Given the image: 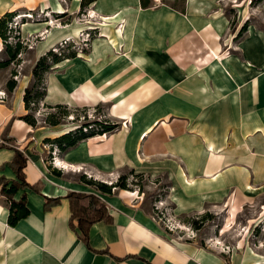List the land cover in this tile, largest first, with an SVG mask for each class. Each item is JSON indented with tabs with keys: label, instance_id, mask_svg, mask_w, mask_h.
I'll return each mask as SVG.
<instances>
[{
	"label": "crops",
	"instance_id": "crops-1",
	"mask_svg": "<svg viewBox=\"0 0 264 264\" xmlns=\"http://www.w3.org/2000/svg\"><path fill=\"white\" fill-rule=\"evenodd\" d=\"M63 1L0 0V18L6 13L57 15L66 7ZM68 1L72 10L81 7V0ZM145 1L144 7L140 0H94L92 7L109 23H123L122 32L107 29L108 39H92L81 65L75 64L78 55L64 59L44 79L43 103H107L109 115L126 128L61 151L45 140L72 128L59 130V125L40 121L32 127L21 119L28 112L23 94L32 71L22 73L20 67L8 93L11 70L0 69V264L264 261V237L252 235L255 223L264 221V0H246L254 12L247 21L248 4L237 10L234 33H228L230 19L220 0H183L181 8L164 0ZM37 24L23 21L21 39L45 29L44 22ZM70 32L67 26L50 28L21 53V65L27 54L34 65ZM4 59L0 38V61ZM13 148L24 153L25 180L38 184L39 192L16 191L14 199L24 195L30 213L10 227L9 204L1 190L4 180L7 187L16 180L9 165ZM126 170L163 180L175 218L224 210L220 232L198 243L162 227L136 190L114 188L109 196L79 182L84 174L111 184ZM69 192L96 195L112 216L111 223L90 227L88 246L69 227ZM45 197L61 200L45 210ZM255 205L261 216L239 218L243 208ZM238 223L244 227L241 234L237 229L225 232L224 226Z\"/></svg>",
	"mask_w": 264,
	"mask_h": 264
},
{
	"label": "rangeland",
	"instance_id": "rangeland-1",
	"mask_svg": "<svg viewBox=\"0 0 264 264\" xmlns=\"http://www.w3.org/2000/svg\"><path fill=\"white\" fill-rule=\"evenodd\" d=\"M165 2L169 3L171 6L176 8H181L183 5V0H164ZM231 1V0H230ZM230 1L220 0L218 3L224 7V11L229 16V30L228 33L233 32L236 30L237 26V19L236 14H238L237 10L244 8L246 4V0H241L239 2H236L237 0H234V3L231 4ZM63 4L67 7H64L61 12L57 15H54L50 12H30L26 14H30V17H24L21 19H17L15 23V27L19 28L21 21L23 20L25 23H29L31 25H40L39 23L44 22L43 25H45V29L37 32V33H29L27 37L24 40V42L27 43L28 47L34 46L38 40H41L43 38L44 34L47 33V31L52 27H58V28H67L71 29L70 35L66 37L65 39L61 40L56 46L62 47L66 46L64 44L65 41H67V45L69 48H67L69 51L74 50L76 54L78 55V60L75 61L76 65H81L83 63V58L85 54L88 52L91 46L92 39H108V34L106 33V30H111L116 33H121L123 30V23L118 24L117 26L113 23H109L110 19L105 18L98 14L94 8L92 7V3L88 5H84L83 7L76 8V9H70L68 7V4H70V1L64 0ZM249 13H247L246 18L247 21L251 20L252 14L254 12L255 6L252 5L249 2ZM69 8V9H68ZM22 14V15H26ZM68 23V25H65ZM112 25V26H111ZM70 40V42L68 41ZM66 49V48H65ZM58 50V49H56ZM120 51V49L118 50ZM116 52V50H115ZM26 53V52H25ZM30 54H27L26 60L24 65L22 66L20 64H12L9 66L10 70H15L18 75V71L21 67L22 73H28L32 71L33 66L30 61ZM81 63V64H80ZM75 65V66H76ZM64 65H61L60 68H64ZM108 107L109 105L107 103H97L95 105H88V104H75L73 106H70V115L67 116L65 119L61 121V125H59V130H66L69 128L76 129L80 127L83 123H91L94 130H98L99 126L93 124L94 122H107L109 125L116 124V118L109 115L108 113ZM51 110L44 108L43 102L39 104V112L33 113L36 117V119L40 122H42L43 117L45 113L50 112ZM40 113V114H39ZM42 115V116H38ZM86 116V119H84ZM93 122V123H92ZM128 125V124H127ZM121 127L126 128V124H121ZM120 126H117L115 129H113L112 132H107L102 134V136H107L110 133H113L117 131L118 129H121ZM98 136V135H96ZM56 153V151H55ZM129 171H124V174H128ZM139 187H141V190H139ZM128 189L130 191L136 190L137 194L140 193L139 196L142 197V199L145 202L146 208L152 213L154 219L158 223L161 224V226L166 227L167 229H170L172 233L174 234H180L186 235L188 238L191 239H197L198 243L205 244V241L201 238L209 237L213 233H217L218 229L220 232V229L222 226V223L224 221L225 213L224 210L219 209H213L212 211H205L202 214H192L187 217H177L175 218L172 213V205L166 200V191H169L167 188V185L164 183L163 180H151L150 178L146 176H131L129 174L128 176ZM160 203V204H159ZM262 209H264V206H261ZM238 211L235 210V213L233 212L232 218L235 217V214ZM263 212V211H262ZM209 215V219H206L203 224H200L199 228L197 226H194L191 224L192 221H198L204 216ZM239 218H245L246 216L249 217H259L261 216L259 212V206H251V208H243L238 215ZM225 232L227 231H236V233L241 234L244 231V227L241 226L240 223L236 225H229L227 224L224 226ZM224 232V231H223ZM248 232V229H246L245 233ZM253 238L263 235L264 237V221L262 223H255L252 230ZM219 244L221 243L222 246L224 245V241H219ZM258 246V243L255 241V246ZM261 247L264 246V240L260 244ZM226 250V248H224ZM264 264V261L261 263Z\"/></svg>",
	"mask_w": 264,
	"mask_h": 264
},
{
	"label": "trees",
	"instance_id": "trees-1",
	"mask_svg": "<svg viewBox=\"0 0 264 264\" xmlns=\"http://www.w3.org/2000/svg\"><path fill=\"white\" fill-rule=\"evenodd\" d=\"M94 0H81V7L86 3H92ZM142 6H146L148 2L140 0ZM16 15L13 13H6L0 18V38L4 45V51L6 59L0 61V69L7 68L12 64H20V55L28 48V45L21 39L19 28L13 26V18ZM23 20L21 21V23ZM244 29V27L242 28ZM242 32V31H241ZM70 42V40H68ZM66 46H55L41 56L33 66L32 69V83L25 88L23 94V102L25 109L28 111L26 115L21 119L28 125L35 127L38 120L33 113L39 112V104L43 101L45 95V75L48 73L52 65L67 59L73 58L77 54L74 50L69 51L67 48V41L64 42ZM66 48V49H65ZM58 49V50H56ZM17 72L15 70L10 71V77L6 83V89L8 93H11L16 86ZM44 108L51 110L47 112L43 117L42 122L50 127L61 125V121L69 116L70 106L56 104L47 105L43 103ZM40 114V113H39ZM86 119V116H84ZM93 123V122H92ZM98 125L99 129L94 130L90 127L91 123H83L80 127L70 130L69 132L60 135L53 140H45L47 143L54 144L59 150L64 151L68 148H72L77 145L78 142L95 135H102L107 132H112L118 125L107 122H94ZM14 156L10 162V166L13 169L16 180H14L9 187H7V181L4 180L2 186L1 195H3L9 204V214L7 218V224L10 227H15L17 223L26 218L29 215V209L26 206V197L23 195L19 200L14 199V194L19 189L29 188L33 191L39 192L38 184L30 185L25 180L24 168L26 167L27 159L24 153L16 148H13ZM57 176L60 173L55 172ZM142 176L141 174H134L133 171H129L128 174L120 175L114 183L108 184L92 179L82 174L79 176V182L85 185L93 187L96 191L104 195H112L114 188L129 190L128 189V176ZM141 190V187H139ZM65 198L69 202L70 218L69 227L78 233L79 238L88 246V234L90 227L98 222L111 223L112 216L109 214L106 204L94 194H86L82 192H69ZM61 198H47L45 197L44 209L48 210L51 207L60 203ZM209 215H204L199 222L192 221L191 224L200 227V224L206 219H209Z\"/></svg>",
	"mask_w": 264,
	"mask_h": 264
},
{
	"label": "built area",
	"instance_id": "built-area-1",
	"mask_svg": "<svg viewBox=\"0 0 264 264\" xmlns=\"http://www.w3.org/2000/svg\"><path fill=\"white\" fill-rule=\"evenodd\" d=\"M27 16L26 17H30V14H26ZM19 15H16L14 18H13V21H14V24H13V26H15V23H16V21H17V17H18ZM24 18V17H23ZM160 204V203H159Z\"/></svg>",
	"mask_w": 264,
	"mask_h": 264
},
{
	"label": "bare ground",
	"instance_id": "bare-ground-1",
	"mask_svg": "<svg viewBox=\"0 0 264 264\" xmlns=\"http://www.w3.org/2000/svg\"><path fill=\"white\" fill-rule=\"evenodd\" d=\"M26 16H27V15H20V16H18L17 19L19 20V19H21V18H23V17H26ZM28 17H29V16H28ZM121 37H122V36H121ZM122 38H123V37H122ZM112 44H114V43H112ZM148 128H149V127H148ZM146 134H147V133H146ZM61 167H62V166H61Z\"/></svg>",
	"mask_w": 264,
	"mask_h": 264
}]
</instances>
